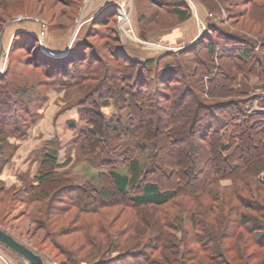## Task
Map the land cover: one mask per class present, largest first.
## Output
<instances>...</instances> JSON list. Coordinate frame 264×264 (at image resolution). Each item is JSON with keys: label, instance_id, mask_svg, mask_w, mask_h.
<instances>
[{"label": "trees", "instance_id": "1", "mask_svg": "<svg viewBox=\"0 0 264 264\" xmlns=\"http://www.w3.org/2000/svg\"><path fill=\"white\" fill-rule=\"evenodd\" d=\"M162 1L178 23L188 18L184 0ZM241 1L262 12V19L252 21L264 23V0ZM202 5L208 7L203 0ZM138 7V28L144 33L146 17ZM107 12L105 23L112 16V10ZM86 30L64 55L44 52L30 32H16L15 38L29 34L19 45L33 50L32 68L40 67L44 79L0 74V80L8 78L0 85V172L18 147L9 138L28 136L50 85L79 94L80 126L72 125L71 143L99 171L78 183L69 169H59L57 142L50 139L34 152L35 174L20 173L8 188L0 181V192L20 205L44 204L45 220L51 222L53 214L70 208L80 215L117 204L131 210L136 222L131 237L115 241L117 236L104 228L106 242L88 237L83 259L57 246L67 264H251L254 250H264V204L251 208L242 196L252 188L254 194L264 191V180L253 187L245 180L264 170V34L249 29L236 34L207 23L190 46L140 60L120 43L115 27L105 30L114 42L105 57ZM203 56H209L210 65L200 60ZM202 68L207 72L195 83L193 76ZM238 75L257 78L260 91L241 89ZM222 89L228 99L218 95ZM111 104L117 113L107 115L104 108ZM221 179L236 184L230 193L227 187L222 192L213 187ZM203 197L209 200L207 212L219 202L224 210L221 220L217 217L220 226L213 227L217 231L201 226L191 206L203 204ZM242 209L257 214L251 217ZM46 232L54 237L51 229ZM258 260L264 264V254Z\"/></svg>", "mask_w": 264, "mask_h": 264}, {"label": "rangeland", "instance_id": "2", "mask_svg": "<svg viewBox=\"0 0 264 264\" xmlns=\"http://www.w3.org/2000/svg\"><path fill=\"white\" fill-rule=\"evenodd\" d=\"M184 1L189 16L183 22L178 23L179 20L170 13L171 7L163 5L162 0H0V12H3L5 16H0V74L7 71L9 78L16 75L20 77L29 75L27 77L33 80L44 79V73L40 67L32 68L33 50L19 45L20 42L23 43L30 38L29 34L15 38L16 32L21 30L36 36L44 52L64 55L73 43L84 38V32L89 28L88 33L94 34L88 36L89 41H93L98 46L103 57L112 50V45L114 46L113 36L107 34V31L105 34V30L109 27H115L118 30L119 40L123 46L135 51L151 50L153 55L165 51L180 50L181 47L188 46L192 40H195L196 36H200L206 31L207 23L221 24L222 27L236 34L242 32V29H249L251 33L262 32L259 35L264 34V23H257L251 19L263 18L261 11L251 8L252 3H241L243 2L241 0H203L208 6L206 8L202 5V0ZM138 5L142 7L146 17V22H143V29L147 32L144 33L138 28L137 20L140 12ZM107 10H112V16L105 23L103 19L109 14ZM123 10L128 13L127 20L122 19ZM15 39L19 43H16ZM108 44L110 46L107 48ZM203 57L200 60L210 65L209 56ZM145 58L147 57L142 59ZM220 71L223 72L224 70L220 69ZM204 72H207L206 69H198L193 76V81L200 83V77ZM4 80H0L1 86L4 84ZM237 85L250 93L260 91L257 78L248 79L238 75ZM195 87L194 90L197 89V86ZM46 92L47 98L39 109L40 117L30 126L28 136L24 139L12 138L14 141L12 143L17 145L21 143L23 145H21V149L25 150L40 149L48 141L47 137L51 136V139L57 142L55 144L60 151V160L66 157L65 154H68V157L71 156L68 169L76 181L83 183L85 180H92L99 169L84 161L71 143L76 134L73 126L76 128L80 126L76 102L79 94L75 90H59L51 85L47 87ZM218 92V95L223 96L224 99L229 98L225 89ZM104 112L107 115L117 113L112 104L104 108ZM66 117L68 119L64 121ZM42 130L43 132H41ZM33 158L34 156H32ZM15 167L13 165L12 168H4L5 170L0 172V181L5 188H8L10 183L15 181V178H10V175L14 177L13 170ZM245 180L253 187L256 180L258 182L264 180V170L256 178L247 176ZM216 182L213 187L218 185L216 190H220V192L224 190V187H227L225 188L227 194L236 185L228 179H221ZM253 192L254 189L252 188L251 193H243L242 197L248 201V206L252 208L256 202L264 204V191H258L257 194ZM118 198V194H115L113 199ZM206 199L207 197L201 199L204 205L195 202L191 206L196 209V213L198 211L201 226L207 228L209 225L210 228L217 231L213 227L216 224L220 226L217 220L218 218L221 220L219 213L224 210L219 209V202L215 203L216 208L213 213L207 212L206 205L209 200ZM185 200L187 201V199ZM56 205L60 207V203ZM45 209L44 204L32 203L26 206L17 204L13 200L11 201V195L0 192V228L34 249L43 257L46 264H67L66 257L60 252L61 250L56 248L57 246L65 250L69 248L75 251L76 257L83 259L89 249L87 246L88 237L95 236L96 241L106 242L104 240V228L112 236H117L115 241H126L125 238L132 235V225L136 223L134 222L135 218L132 220L131 210L120 204L101 208L96 213H81V215L77 209L70 208L61 214H53V219H56L53 222L45 220L43 213ZM242 211L251 217L257 214L253 209H242ZM44 221L46 222L44 223ZM126 222L130 225L125 226ZM48 229L53 232V238L48 237L46 232ZM252 247L249 248L248 252L252 251ZM80 248L82 249L77 250ZM254 251H257V255L255 256L256 259L250 260L249 263L251 264L258 263L260 255L264 254L263 249H255ZM115 255L116 253L110 254L111 257ZM230 256L234 255L231 253ZM0 264L26 263L22 258H16L0 246ZM79 264L88 263L81 261Z\"/></svg>", "mask_w": 264, "mask_h": 264}, {"label": "crops", "instance_id": "3", "mask_svg": "<svg viewBox=\"0 0 264 264\" xmlns=\"http://www.w3.org/2000/svg\"><path fill=\"white\" fill-rule=\"evenodd\" d=\"M129 52L134 58H137V59H142L144 57L153 56V52L151 50L150 51H140V50H136L135 51V50L129 49ZM67 119H68V117H66L64 119V121H66ZM41 132H43V130ZM28 134H29V131H28ZM12 138L13 137H10V140H11V142H14V141H12ZM50 139H51V136H48L47 140H50ZM18 144L20 146L18 145L17 150L14 153V155L12 156V158L6 163V165H5L6 167L4 166L2 168L3 169L2 171H4L5 169L12 168L13 165L16 166L14 168V170H13L14 171V174H13L14 177H12V175H10V178H15L14 182L11 181L13 184L17 182V176L20 173L28 174L31 177V176H33L35 174L36 169H37V160L35 159V157L32 159V156L34 155V152L37 149H28V150L21 149V147L23 145L21 143H18ZM57 154H58V163L60 164V168L59 169H61V170L68 169V165H69L68 163L71 162V160H70L71 156L68 157V154H65L66 157L64 159L60 160V151L59 150H58ZM12 183H10V184H12Z\"/></svg>", "mask_w": 264, "mask_h": 264}, {"label": "water", "instance_id": "4", "mask_svg": "<svg viewBox=\"0 0 264 264\" xmlns=\"http://www.w3.org/2000/svg\"><path fill=\"white\" fill-rule=\"evenodd\" d=\"M198 38L199 36H197L188 46L193 44ZM0 245L21 257L26 264H46L43 257L39 253L1 228Z\"/></svg>", "mask_w": 264, "mask_h": 264}, {"label": "bare ground", "instance_id": "5", "mask_svg": "<svg viewBox=\"0 0 264 264\" xmlns=\"http://www.w3.org/2000/svg\"><path fill=\"white\" fill-rule=\"evenodd\" d=\"M127 15H128V13H126L125 10H123L121 13L122 19L127 20L128 19Z\"/></svg>", "mask_w": 264, "mask_h": 264}, {"label": "built area", "instance_id": "6", "mask_svg": "<svg viewBox=\"0 0 264 264\" xmlns=\"http://www.w3.org/2000/svg\"><path fill=\"white\" fill-rule=\"evenodd\" d=\"M183 47H181V49H182ZM165 49V48H164ZM165 50H168V49H165Z\"/></svg>", "mask_w": 264, "mask_h": 264}]
</instances>
